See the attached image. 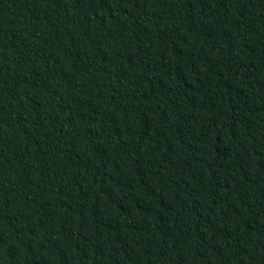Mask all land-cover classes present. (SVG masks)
<instances>
[{"label": "trees", "instance_id": "trees-1", "mask_svg": "<svg viewBox=\"0 0 264 264\" xmlns=\"http://www.w3.org/2000/svg\"><path fill=\"white\" fill-rule=\"evenodd\" d=\"M0 264H264V0H0Z\"/></svg>", "mask_w": 264, "mask_h": 264}]
</instances>
